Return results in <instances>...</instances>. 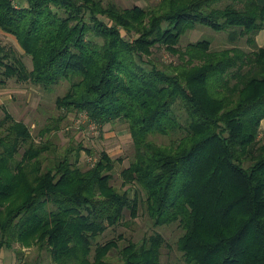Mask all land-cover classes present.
<instances>
[{
    "label": "trees",
    "instance_id": "1",
    "mask_svg": "<svg viewBox=\"0 0 264 264\" xmlns=\"http://www.w3.org/2000/svg\"><path fill=\"white\" fill-rule=\"evenodd\" d=\"M200 27L226 46L203 34L184 45ZM0 30L18 42L0 39V87H63L39 141L2 107L0 264L18 245L52 264H164L159 232L100 241L142 207L155 226H182L186 264H264V0H0ZM70 114L128 125L120 184L122 158L104 150L83 164V142L58 152Z\"/></svg>",
    "mask_w": 264,
    "mask_h": 264
},
{
    "label": "rangeland",
    "instance_id": "2",
    "mask_svg": "<svg viewBox=\"0 0 264 264\" xmlns=\"http://www.w3.org/2000/svg\"><path fill=\"white\" fill-rule=\"evenodd\" d=\"M124 7L135 4L141 6L154 5L159 0H116ZM190 33V32H189ZM187 33L183 37V44H187L191 40L202 39L214 40L215 47L221 48L226 46L225 34H217L208 27H200L192 33ZM1 41L8 46H18L16 38L8 33L0 30ZM261 44L264 45V33L261 36ZM182 44V45H183ZM161 54V53H160ZM159 54V57H160ZM160 59H164L167 63L174 61L176 58L167 51L162 52ZM27 63L31 66V61L27 57ZM63 90L60 86L56 92H47L39 85L29 83H20L10 80L5 87H0V119L4 116L3 106L19 120H23L29 124L32 131L39 141L42 137L39 131L46 126L53 125L54 120L59 117V111L56 108V97ZM58 137H54V141L58 145V152H65L67 146L74 142L76 146L83 142L84 146L91 149L93 154H89L87 150L82 151L81 162L83 164L93 165L104 150L109 152L113 158H122L123 161L117 166L114 183L120 184L119 176L123 167L129 165L134 155V144L128 125L123 122L110 123L102 127L88 120L84 114H70L60 125ZM48 136V135H47ZM159 142H168L166 137L158 136ZM184 229L178 223L155 226L152 219L146 213L144 207L139 211V215L135 219L128 217L127 223L107 230L100 238L101 242H106L120 234L128 238L140 240L145 235L154 232L161 233L168 241V245L164 248L162 260L164 264H186L183 251L179 247L178 240ZM123 244L122 241H120ZM22 253V255L20 254ZM1 264H52L48 253L41 252L36 248H27L14 246L6 249L4 259Z\"/></svg>",
    "mask_w": 264,
    "mask_h": 264
},
{
    "label": "crops",
    "instance_id": "3",
    "mask_svg": "<svg viewBox=\"0 0 264 264\" xmlns=\"http://www.w3.org/2000/svg\"><path fill=\"white\" fill-rule=\"evenodd\" d=\"M263 33H264V30L261 31V32L258 34V36H257V42H258L259 45H261V46H262V44H261L260 41H262V40H260V39H261V36L263 35ZM260 130H261V133L264 134V119H263L262 122H261Z\"/></svg>",
    "mask_w": 264,
    "mask_h": 264
}]
</instances>
